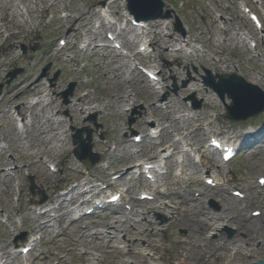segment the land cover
Listing matches in <instances>:
<instances>
[{
	"label": "rangeland",
	"instance_id": "obj_1",
	"mask_svg": "<svg viewBox=\"0 0 264 264\" xmlns=\"http://www.w3.org/2000/svg\"><path fill=\"white\" fill-rule=\"evenodd\" d=\"M162 1L164 8L171 11L169 19L151 21L145 30L135 31L138 42L136 46L126 42L127 38L133 37L131 30L126 29L124 33L123 42L128 50L136 52L138 45L144 43L150 46L149 52L152 51L150 55L137 57V63H146L159 78L158 83L152 84L158 94L156 101L145 102L146 89L141 80L136 75L133 78L127 77L130 65L126 67L120 57L108 50L90 57L77 48L78 43L85 42L83 37L67 38L75 30L72 31L70 25L63 21V17L70 13L63 11L64 7L75 10L71 13L74 16L80 10L86 11L91 0H0V23L5 25L8 31L6 35L19 37L15 47L9 39L0 40V83L5 84L8 72L20 69V73L2 90L0 110L12 103V110L23 111L24 103L38 96L42 100L27 113H31L33 125H28L25 132L15 129L9 114L0 121V163L8 160L11 167H21L17 174L6 176L1 170L7 166H0V254L11 252L7 264L23 262V256H14L11 251L15 248L12 239L21 233H25L26 237L17 242V248L25 246L29 236L41 235V241L36 243L26 258L30 264H91L87 260L91 256L84 252L99 256L98 264H169L168 260L173 255L177 259L185 255L188 260L198 264H239L247 258H264V225L259 221L264 219V187L260 188L255 183L258 174L264 176V132L257 137V144L261 147L256 151L252 152L251 147H248L245 153H240L225 165L219 156H212L211 164L206 165L210 168L208 177L218 176L234 188L248 184L253 186L248 192V204L250 208L258 210L261 217L244 224L249 240L246 247L243 245L242 249L236 248L233 254L231 249L235 243L218 244L209 235L193 233L200 224L208 225L211 229L223 224L228 227L237 225L229 215L234 199L224 191L206 187L202 183L201 175L207 173V170L201 168L194 154L187 159L183 169L187 180L178 182L173 175L179 169V156L174 161H168L167 174L158 179L157 184L169 190L161 197L162 201L175 207L168 210V215L164 214L166 209L158 208L155 202L137 201L139 192L148 188V181L134 178L129 180L127 177L118 185H124L128 190L122 203L130 204L132 212L123 218L109 211L99 212L84 220L91 226L90 230H81L79 222L69 225L71 214L60 216L56 222H52V227L39 228V222L46 217H36L29 210L39 199L37 193L31 195L28 191L26 178L29 175L34 177L36 187L46 195V203L50 200L56 203L58 192L70 189L75 182L82 183L86 178L93 182L99 179L108 182L115 173L124 174L127 169H131L135 161L147 162L170 144H178L176 142L180 139L207 148L211 136L229 138L231 135L241 140L243 133L249 129H264V113L241 123L226 120L222 104L214 93L203 87L200 78L203 68L212 73H236L247 82L253 77L255 85L264 92V33L255 31L239 6L244 4L249 7L259 17L264 29V0ZM16 4L26 9L27 23L18 15L11 14L15 12ZM99 8L95 5L93 11L98 13ZM124 10L123 2L116 0L111 9L114 13L112 18L124 16ZM175 19H178L181 31L175 27ZM92 24L94 28L88 26L84 28L85 31L90 29L97 34L99 41L104 40L107 30L99 29L95 19ZM157 25L160 26L162 36L174 39L171 46L154 47L151 44L150 26ZM240 33H245L248 42L256 45V49H251L247 44L242 46L238 41ZM65 37L67 45L60 50L58 41ZM188 39L192 43L186 46ZM21 44L27 53L22 54ZM30 47L37 49L31 52ZM180 50L181 53L176 56V51ZM195 50L198 55L194 54ZM223 57L228 59L226 69L220 64L215 65V61ZM25 59H29L28 62L34 66L29 83L43 84V95L40 91L23 94L27 89L22 93L16 90L20 77L28 75V62ZM97 62L102 64L104 70L95 67ZM48 65L49 69L43 74V69ZM55 73H58L56 80L53 79ZM136 74L146 81L142 73L136 71ZM261 77L262 80H259ZM72 82L75 83L73 94L64 103L62 93ZM116 83L119 85L116 86ZM47 93L49 96L46 97ZM86 93L93 100L92 105L81 113L72 112L69 107L76 103L77 95ZM128 97H132L133 102L128 103ZM190 98L201 102L200 109L192 110ZM226 102L229 103L228 100ZM165 103H168L167 108H159ZM56 105L59 109H56ZM92 116L96 117V125L90 121ZM128 117L134 119L130 128L126 124ZM151 123L156 132L162 130L161 134L153 135V139L144 137L150 134ZM71 127H88L92 130L93 152L100 156L98 165L89 166L87 161L80 163L73 158L69 134ZM132 132L141 137L139 144L133 143ZM63 138L64 141L60 142ZM179 147L184 153L183 147ZM169 151L178 155L172 148ZM49 165L56 166L57 172H49ZM181 188L190 193L203 190L206 205H203L201 197L183 198L176 192ZM113 189L118 190L119 187ZM17 190H20V198L17 196L18 201H14ZM211 200L218 204L219 212H223L222 219H208L210 217L206 215V209H212L208 205ZM88 205L84 208H88ZM249 207L240 206V210L248 213ZM65 209L64 201L63 211ZM155 213L164 214L168 222L160 226L154 218ZM107 228L114 235L117 234L115 232L119 233L116 238L107 241L96 235ZM181 229L191 232V238H181L178 232ZM122 243L129 246L125 251L117 249ZM141 251L149 252L153 257L144 258Z\"/></svg>",
	"mask_w": 264,
	"mask_h": 264
},
{
	"label": "bare ground",
	"instance_id": "obj_2",
	"mask_svg": "<svg viewBox=\"0 0 264 264\" xmlns=\"http://www.w3.org/2000/svg\"><path fill=\"white\" fill-rule=\"evenodd\" d=\"M54 1H56V0H54ZM108 1L109 0H91L90 5L88 7H86L87 8L86 11L80 10L78 12V14L74 15V16L71 13H73L75 10H71V9L67 10L65 7H64V10H63V11H67V13L70 12V13H68L69 15L67 14V15H65L63 17V21L65 22V24L70 25L69 28L72 31L75 30L74 33L72 32L71 34H69L67 36V38L76 37L77 39H81L83 37L85 39V41H86V46L84 48L85 49V54L89 55L90 57H93L94 54H98V53L102 52V49L99 48L97 46V44H96L97 37L94 36L91 33L90 29L87 30V31H85V29H84V28H86L88 26H89V28L92 26V20L95 19V21H98L100 23V28L109 29V30H113L114 32H116L117 33L116 38H119V39L122 38V33L125 31V29H122V30L120 29V30L117 31V28H116L115 24H111L110 22L109 23H105V20H107V19H105V17L104 18L101 17L98 13H95L93 11L94 6L98 5V6H100V8L105 13H106V10H109L108 13H106V14H108V15H106V16H108V18L110 17L109 12H110L111 16H113L114 13L111 12L110 9H112V5L116 2V0H113V2L110 5H106L105 7H103L102 3H107ZM121 1L124 2L123 0H121ZM54 3H56V2H54ZM123 7H124V3H123ZM5 9H6V11H10V9H7V8H5ZM5 9H4V11H5ZM48 12H49V10H48ZM25 13H27V11H23V9H20V8L15 9L14 13L11 12V14L18 15L19 17H21L23 19L24 23H27V19L23 18ZM125 13H126V11H125ZM89 17L94 18V19H90ZM116 21H117L118 24L124 22L125 21L124 20V16L117 15ZM0 22L2 23L1 20H0ZM1 23H0V40L4 39L5 41H7V39H9L11 41V45L13 47H15V43L19 42L18 41L19 37L15 36L14 34L6 35V33H8V31H7V29L4 28L5 25H3ZM125 28H128V25L126 23H125ZM82 31H83V36H82ZM132 32L134 33V31H132ZM149 32L152 34L150 42H151V44L154 47H161V45H163V46H171L174 43V39H170V38L166 37V35L162 36L161 30H160V26H158V25L157 26H150ZM91 36H93V37L90 38ZM238 41L240 42V44L242 46H245L246 39H244V38L241 39L240 38ZM128 43L130 45L136 46L137 43H138L137 42V35H134V37L131 40H129ZM189 43L190 44L192 43L191 39H188L186 41V45H189ZM122 47L125 48V46L123 44H122ZM108 48H110V47H105L104 50L106 51ZM194 52H195L194 54L198 55V51H194ZM118 53H119L118 55L120 56V60H123L125 62V66L129 67V65H130L129 73H128L127 77L128 78H130V77L133 78L134 75H136V77H138L141 80L142 84L144 85V89H146V96H145V100L144 101L145 102L154 101V100L156 101L158 94L154 90V87L151 86V84L147 80L145 81L144 79H142V77H140L139 75L136 74L135 66H134V68H132V64H133L134 59L140 53L134 54L131 57L124 55L122 51H119ZM179 53H181V50L180 51H176V53H175L176 56H179ZM25 61L28 62L29 59H25ZM227 61H228V59L223 57L222 59H219L217 62L215 61V65H219L220 64V65H222L223 69H226L227 66H228ZM94 65H95V67L97 69H99L101 71L104 70V68L101 67L102 64L100 62H97ZM26 69L28 71V75H26L24 77H20L19 82L17 83V86H15L16 90L18 91V93H20V92L22 93L25 89H27V90H25V92H23V94L24 93L32 94V93L40 91V92H42V95H43L44 94V92H43V84H41V83H33V84L29 83L30 80H31V72L34 69V66L31 65L28 62V64L26 65ZM225 72H227V71H225ZM103 75H104V73H103ZM259 80H262V77ZM250 83L254 84V85L256 84V81H254L253 77L250 78ZM118 85L119 84L116 83V86H118ZM44 91H45V89H44ZM45 96L47 97V96H49V94L47 93ZM135 96H137L136 93H135ZM131 98L132 97H128V103L133 102V101H131L132 100ZM41 102H42V100L39 99V100H37L35 102L32 101V103H28L30 105H27V104L24 103L23 104V111H19V112L17 111V117H19V118L21 117V119L24 118V116H25L24 112L25 111H27L28 109H31V108H33L35 106H38ZM92 103H93V100L90 98V96L87 93L86 94H79V95H77L76 103L71 105L69 107V109H71L72 112H74V113H81V112L85 111L87 108L89 109V107L92 105ZM11 105H12V103H10L7 107H5L3 109V111H1V114L3 116H4V114L11 113V115L13 117V115L16 114V112H13L11 110ZM204 105L206 107H208L207 103H204ZM162 106H165V108H167L168 107V103L160 105L159 108H162ZM56 109H59L58 105H56ZM58 111L59 110L56 111V114L58 113ZM1 117L2 116H0V118ZM12 119L14 120L15 124H19L20 120L18 121L17 119H14V118H12ZM21 121H23V120H21ZM46 123L48 124L49 120H47ZM26 125L27 124H22V128H26ZM42 133H43V135L46 134V132H44V131ZM63 141H64V138L60 142H63ZM179 145H181L182 147H186V149H189V151L194 152L198 156L201 168H205L206 170H210V168L206 166V165H210L211 164L210 159L208 157L209 155L207 154V152L203 151L200 146H199L200 148L198 149L197 145L191 144L189 142L187 143V140L182 139V141L179 142L178 144L172 143V144H170L169 147L173 148V150H175L179 154L180 153ZM168 151H169V149L167 147V149L165 148L162 153H160L158 155L155 154L154 156L149 158L150 161H153L151 163V164H153V167H152V169L148 170V173L153 177V180H154V178H156L157 174L166 173V165H167L166 158H170L169 160H171V161L174 160V157L173 156L170 157V154L168 153ZM185 152L187 153V154L185 153V156H186L185 161H187V159H189V154H188L189 152H188V150H186ZM161 161H164L163 166H161V164H162ZM144 164H148V163H140V164L137 163V164H134L133 168H134L135 171L130 174L129 179L133 175H135V173H138L137 177H138V179H140L141 175H143V172H141V169L144 170V168H143ZM0 165L1 166H8V165H11V164H10V162L8 160H5V162H1ZM184 166H185V164H184V160H183V157H182V161H181L180 167H179V174L175 175V178H176V180L178 182L185 181V175L186 174L184 173V170H183ZM14 169L15 168H13L14 172H12V173L16 174V170H14ZM126 176H128V174L127 175L126 174L125 175H121L117 181H119V182L123 181L126 178ZM158 176L159 175H157V179H158ZM259 177L260 176H257V178H259ZM214 182L216 183V187L215 188H219L220 190L224 189L225 191L232 190L231 187L228 185V183H226L222 179H217ZM112 185H113L112 183H109V186H112ZM249 187H251V184L249 185ZM242 190L244 191V193L247 192V186H243ZM167 191L168 190L163 188V187L161 188L160 186H155V187L153 186V192L156 193V194H160L161 193L160 195H163V193H165ZM100 192H101V190H99L97 188V185L94 184V183H91L88 180V178H86V179H84V182L81 185H78L76 188H73L71 190L70 193L72 195L70 196V199L68 201H67V199L65 197L70 195V193L67 194V195H64V196H56V202L58 203V205H56V206H50V204H45V206H43V208L46 209V211L43 212L44 214L37 212V208H34V209L31 208L29 210L36 217H46V219H45L46 223L43 224V227L46 228V227H48V224L50 225L51 220L54 218L53 217L54 214H56L57 211H60V210L63 209L64 201H67V203H69L68 205H70V200L74 199V198H72L73 195H78V197H79V196H82V195L91 194L92 196H95V195H98ZM177 192L180 193L185 198L190 197V193L188 191H186V190L179 189ZM121 194H122V192H121ZM151 196H153V195H151ZM191 196L193 197L194 195H191ZM199 196L201 197V201H202L203 205H205L206 204L205 195L203 193H201V195H199ZM245 198H247V197H245ZM245 198L243 200L235 199V202L237 203V206H233L232 210H230V213H229L231 218H234L236 220L237 224H238L235 227L236 231H238V232H241V231L245 230L242 221L248 219V216L240 211V206L247 207V205H248V201ZM85 202H88V201H82L80 205L75 206V208H73V209L68 207V209H70V210H68L67 212H66V209H67V206H66V209L64 211L66 212V214H68V213H72V214L76 213L77 215L82 214L81 213L82 211L80 210V207ZM156 205L158 206V208H161L163 210L173 208V207H170V206H169L170 208L167 207L168 204L160 202L159 200H158ZM112 207H114V206H110L107 210L111 211L112 213H114L116 215H120V217H124V214H125L124 207L123 208L122 207H116L114 209H112ZM114 210H116V211H114ZM206 211L208 212V215L211 216V217H216V219L222 218L223 214H220V213L219 214L218 213L215 214L209 208L206 209ZM252 211H254V209H250L249 210V212H252ZM167 213H169L168 210H166L165 214H167ZM82 216L79 217V220L82 219ZM6 221L7 222L9 221L8 217H7ZM260 221L264 223V221L262 219ZM221 227H222V225H220L219 227H216L215 229H211V227H209L208 225H201L200 224V227H198L197 230L201 229L202 231H204L205 234L213 236V235H218V231L221 229ZM39 228H40V226H39ZM39 231H40V229H39ZM109 233L110 232H108L107 235H109ZM96 235H106V230L103 231V234L101 232V233H97ZM217 237H218V239H217L218 244H221V243L223 244V237H220V236H217ZM120 247H121V249L128 248L127 244H120ZM235 248L232 247V249H231L232 254L235 252ZM88 253H89L90 256H92V258L90 260L89 259H87V260L89 262H91V264H98V260H99L98 258L99 257H96L94 254H92L90 252H85V254H88ZM204 254L206 255V254H208V252H204ZM0 258H1L0 259V264H3L4 262L2 260L6 259V258H10V253L5 252V253L0 255ZM176 264H184V259H183L182 262L180 261V262H178Z\"/></svg>",
	"mask_w": 264,
	"mask_h": 264
},
{
	"label": "water",
	"instance_id": "obj_3",
	"mask_svg": "<svg viewBox=\"0 0 264 264\" xmlns=\"http://www.w3.org/2000/svg\"><path fill=\"white\" fill-rule=\"evenodd\" d=\"M127 9L138 21H147L154 19H164L169 17V12L162 14L163 3L161 0H126ZM206 77H202L203 84L214 91L220 101L223 103L226 109L225 117L234 121H243L249 117H254L259 113L264 111V93L256 86L248 84L243 80V78L236 75H220L217 74L212 76V74L205 70ZM17 72L14 71L9 74L10 79L16 76ZM215 79L218 81L216 82ZM74 85L69 86V90L63 94L65 102H67V96L72 95ZM2 85H0V90ZM176 91V88L175 90ZM225 95L231 101L230 105L225 103ZM193 101V108L198 109L200 103ZM94 117L92 120L94 121ZM133 121L130 119L129 125ZM86 134V138H82V134ZM73 144L78 146L74 150L75 157L83 161L89 159L91 164L98 162L99 158L96 154H92V137L91 131L88 128H83L76 130L73 136ZM31 187L30 190L33 191L34 185L32 178H30ZM44 197L40 200V203L44 201ZM215 208L216 206L213 205ZM226 231L230 232L229 229ZM23 239V237L21 238ZM250 264H264L263 260H259Z\"/></svg>",
	"mask_w": 264,
	"mask_h": 264
}]
</instances>
